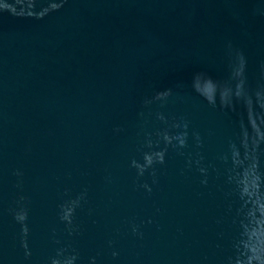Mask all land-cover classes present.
Instances as JSON below:
<instances>
[{
    "label": "water",
    "instance_id": "water-1",
    "mask_svg": "<svg viewBox=\"0 0 264 264\" xmlns=\"http://www.w3.org/2000/svg\"><path fill=\"white\" fill-rule=\"evenodd\" d=\"M0 264H264V0H0Z\"/></svg>",
    "mask_w": 264,
    "mask_h": 264
}]
</instances>
